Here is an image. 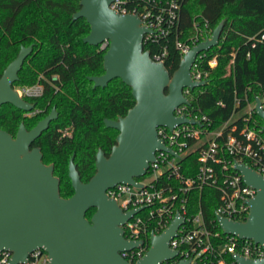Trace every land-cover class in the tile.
<instances>
[{
  "label": "water",
  "instance_id": "obj_1",
  "mask_svg": "<svg viewBox=\"0 0 264 264\" xmlns=\"http://www.w3.org/2000/svg\"><path fill=\"white\" fill-rule=\"evenodd\" d=\"M113 0H80V8L73 19L84 17L90 31L84 41L98 46L109 45L104 53V73L89 76L94 87H106L121 78L131 87L135 104L125 115L116 119L105 118L107 127L119 132L109 155L103 149L96 154V171L83 181L74 162L69 160L68 175L74 193L63 197L60 178L54 174L53 163L43 161V152L34 141L58 118L51 111L28 129L21 122L16 135L0 128V252L10 249V264L26 261L37 247L50 255L49 264H161L179 256L178 249L170 248V239L184 222L178 214L165 232L151 234L150 247L145 255L133 263L121 252L143 244V240L125 237L124 224L139 209L125 211L106 190L117 183L141 186L137 179L144 176L157 150L176 152L158 136V126L173 129L176 125L197 120L177 117L174 110L187 103L183 89L205 85L206 80L191 77V67L199 52L216 46L224 29L225 19L214 28L210 38L194 45L181 59L179 67L171 73L165 62L157 61L145 49L144 35L150 29L134 13H119L110 8ZM33 45H22L17 56L0 76V106L11 103L31 111L35 103L21 96L15 88L25 59ZM256 110L263 119L264 108L260 96L256 97ZM247 184L257 189L250 199V213L245 221L217 215L224 233L253 239L264 246V175L244 163H237ZM96 208L90 218L87 212ZM239 264H264L261 259L235 256ZM178 264H196L190 258H180Z\"/></svg>",
  "mask_w": 264,
  "mask_h": 264
},
{
  "label": "trees",
  "instance_id": "obj_2",
  "mask_svg": "<svg viewBox=\"0 0 264 264\" xmlns=\"http://www.w3.org/2000/svg\"><path fill=\"white\" fill-rule=\"evenodd\" d=\"M79 8L80 0H0V76L21 46L32 44L15 87L43 86L41 96L26 98L35 103L31 115L11 103L1 105L0 128L15 136L21 122L30 129L56 107L58 118L33 145L41 148L46 164L53 163L63 197L74 193L68 175L71 156L81 179L88 181L96 171L98 150L109 155L119 132L107 127L104 119L125 115L135 104L131 87L121 78L106 87H94L89 79L104 73L106 49L84 41L90 24L84 17L73 19ZM195 19L208 20L213 29L225 19L218 44L207 51L203 62L209 70L207 83L191 90V104L209 117L213 128L231 115L236 98L244 106L246 99L253 101L264 93V0H184L177 31L149 47L152 54L167 47L165 64L171 73L181 61L176 39L187 40L196 33ZM214 55L217 64L210 67L208 60ZM256 117L262 127L263 119ZM181 163L185 177L196 176L200 164L197 152H189ZM168 180L176 182L173 177L163 178ZM219 202L217 188L194 187L187 194L186 216L202 210L208 227L224 240L226 235L215 221ZM95 209L88 210V218Z\"/></svg>",
  "mask_w": 264,
  "mask_h": 264
},
{
  "label": "built area",
  "instance_id": "obj_3",
  "mask_svg": "<svg viewBox=\"0 0 264 264\" xmlns=\"http://www.w3.org/2000/svg\"><path fill=\"white\" fill-rule=\"evenodd\" d=\"M183 1L113 0L110 8L119 13H134L141 18L142 24L150 29L144 35L145 49H149L153 43L177 31ZM194 28L196 33L189 39H176L181 59L194 45L210 38L214 30L206 19H195ZM261 40H264V33ZM108 45L106 40L99 47L106 49ZM208 50L196 56L191 67L193 80H208L209 70L203 67ZM167 53V47L162 46L151 55L155 60L165 62ZM208 64L214 67L217 56L209 59ZM15 88L25 98L43 94V86L39 83ZM191 90L189 87L183 89L188 102L177 106L174 114L195 119L198 123L184 122L173 129L167 126H158L157 129L159 138L177 155L157 150L156 159L150 163L147 173L137 179L142 183L141 186L117 183L106 190L108 196L117 200L125 211L140 208L124 224V234L129 240H143V244L124 250L121 255L130 262H137L149 249L151 234L165 232L172 220L180 214L184 222L169 241L170 248L180 252L176 258L169 259L173 260L172 264H178L180 258H190L196 264H239L235 259L237 255L261 259L264 257L262 244L253 239L224 233L217 219V215H220L245 221L250 213L249 201L256 195L257 189L246 183L244 175L236 168L237 163H244L264 175V129L259 126L256 117V98L253 101L246 99L244 106L236 98L231 115L212 128L209 117L191 104ZM260 98L264 108V93ZM219 103L222 104L221 101ZM194 151L198 155L199 169L195 177H185L181 162L189 152ZM165 176L173 177L176 182L163 181ZM205 185L213 186L220 192L215 221L226 235L224 240L218 231L208 227L202 210L191 217L186 216L188 192L194 187L202 188ZM12 257L10 249H3L0 252V264H10ZM50 260L49 253L37 247L29 253L26 261L15 264H49Z\"/></svg>",
  "mask_w": 264,
  "mask_h": 264
},
{
  "label": "rangeland",
  "instance_id": "obj_4",
  "mask_svg": "<svg viewBox=\"0 0 264 264\" xmlns=\"http://www.w3.org/2000/svg\"><path fill=\"white\" fill-rule=\"evenodd\" d=\"M230 66V65H229ZM229 66H228V68H229ZM36 84V83H35ZM34 85V84H33ZM27 115H31L32 114V112H29V113H26Z\"/></svg>",
  "mask_w": 264,
  "mask_h": 264
},
{
  "label": "flooded vegetation",
  "instance_id": "obj_5",
  "mask_svg": "<svg viewBox=\"0 0 264 264\" xmlns=\"http://www.w3.org/2000/svg\"><path fill=\"white\" fill-rule=\"evenodd\" d=\"M34 103V102H33ZM27 113H29V112H32V110L31 111H26ZM34 146V145H33Z\"/></svg>",
  "mask_w": 264,
  "mask_h": 264
}]
</instances>
